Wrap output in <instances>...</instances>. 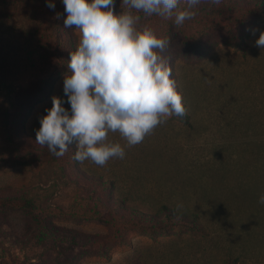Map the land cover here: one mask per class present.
I'll return each instance as SVG.
<instances>
[{"label": "rangeland", "instance_id": "1", "mask_svg": "<svg viewBox=\"0 0 264 264\" xmlns=\"http://www.w3.org/2000/svg\"><path fill=\"white\" fill-rule=\"evenodd\" d=\"M54 3L53 10L45 0H0V197L34 196L48 230L77 237L40 241L33 219L0 207V264H224L252 228L260 230L256 254L264 264V204L252 208V218L238 205L264 164V47L255 43L264 16L250 12L239 22L203 7L177 25L174 16L146 15L115 0L114 14L131 11L140 16L138 28L169 41L161 55L187 118H166L133 146L109 133L125 157L99 166L76 161L75 143L62 157L36 143L51 98L66 100L63 80L80 40L75 26L64 25L61 0ZM185 5L180 0L178 9ZM97 178L112 183L111 197L144 208L201 212L210 232L111 225Z\"/></svg>", "mask_w": 264, "mask_h": 264}, {"label": "clouds", "instance_id": "2", "mask_svg": "<svg viewBox=\"0 0 264 264\" xmlns=\"http://www.w3.org/2000/svg\"><path fill=\"white\" fill-rule=\"evenodd\" d=\"M55 9L54 0H45ZM65 27L75 26L80 40L70 53L68 74L63 80L66 97L53 96L52 106L39 118L36 143L62 157L75 143L74 159L91 160L104 166L110 159L125 157L120 143L110 142L118 132L128 146L142 142L166 118L183 116L182 97L171 79V68L161 55L169 41L145 26L138 28L139 15L131 11L114 14L115 0H61ZM122 0L130 9L175 17L183 24L201 0ZM219 3L220 0H211ZM59 18V17H58ZM264 47V32L256 40ZM70 105L65 108L64 104ZM259 203L264 204V196Z\"/></svg>", "mask_w": 264, "mask_h": 264}, {"label": "trees", "instance_id": "3", "mask_svg": "<svg viewBox=\"0 0 264 264\" xmlns=\"http://www.w3.org/2000/svg\"><path fill=\"white\" fill-rule=\"evenodd\" d=\"M243 1H247L246 6H244ZM203 7L210 11L216 7L218 11L225 12L226 16H231L230 14L232 13L235 19H239V22L244 21V15H249L250 12L262 14L264 16V0H220L219 3H212L207 0L202 7L196 6L191 10L195 13H201L205 10H203ZM185 8H187V5H185ZM180 117L187 118V113L185 112V114ZM257 166L261 167V172L257 173L256 177H254L256 186H251V188L244 191L242 199L238 201L240 212L244 215L246 214L248 218H252V208L260 204L259 199L261 196H264V164H259ZM257 180H260V182ZM95 181L96 186L99 187L100 190L98 200L105 206L106 210L111 215L110 220L113 221L111 225L116 221L122 222L123 224L127 223L132 228H140L149 232L167 230L168 228H181L195 234H207L208 231L210 232V224L201 212L180 211L167 204H163L162 207L154 210L144 208L139 204L130 203L128 201L129 199L125 196H120L119 198L111 197L109 190L113 185L110 181L99 178ZM101 196H103V198ZM39 206V201L34 196L10 195L0 197V207L18 209L33 219L38 227L42 228H40L37 234L40 241L45 240V236L47 235L58 234L73 241L76 240L77 234L73 231L67 230L62 233L57 230H52L51 228L48 230L43 223L44 220L42 219ZM259 232V229L252 228L249 235L247 234L248 237L242 239L238 253L229 252L224 259V264H260L259 257L256 254L260 242Z\"/></svg>", "mask_w": 264, "mask_h": 264}]
</instances>
